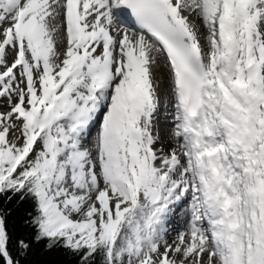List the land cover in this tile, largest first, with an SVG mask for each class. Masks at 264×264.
I'll list each match as a JSON object with an SVG mask.
<instances>
[{
  "label": "snow or ice",
  "instance_id": "obj_1",
  "mask_svg": "<svg viewBox=\"0 0 264 264\" xmlns=\"http://www.w3.org/2000/svg\"><path fill=\"white\" fill-rule=\"evenodd\" d=\"M0 264H264V0H0Z\"/></svg>",
  "mask_w": 264,
  "mask_h": 264
},
{
  "label": "rangeland",
  "instance_id": "obj_2",
  "mask_svg": "<svg viewBox=\"0 0 264 264\" xmlns=\"http://www.w3.org/2000/svg\"><path fill=\"white\" fill-rule=\"evenodd\" d=\"M161 64H163V60H161ZM158 75H160L162 77V80H163L162 89H167V75H168L167 71L165 69L161 68L160 71L158 72ZM169 98H170V92H169ZM162 130H164V132L160 131L161 136H162V140L166 141L167 131H168L166 124L162 125ZM175 222H177V224H175L176 226L181 224L180 219L175 220Z\"/></svg>",
  "mask_w": 264,
  "mask_h": 264
},
{
  "label": "bare ground",
  "instance_id": "obj_3",
  "mask_svg": "<svg viewBox=\"0 0 264 264\" xmlns=\"http://www.w3.org/2000/svg\"><path fill=\"white\" fill-rule=\"evenodd\" d=\"M165 123L162 121L161 123H160V125H159V128H160V131H162V132H164V130H162V125H164ZM163 142H165V143H168L169 141H168V139H166V141H163ZM179 219V217L177 216V217H175L174 219H173V221H172V226H173V228H176L177 226L175 225V224H177V222H175V220H178Z\"/></svg>",
  "mask_w": 264,
  "mask_h": 264
}]
</instances>
